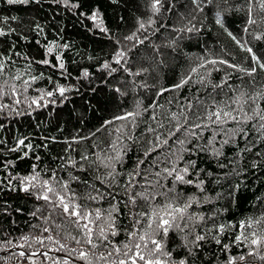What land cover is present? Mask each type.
Returning <instances> with one entry per match:
<instances>
[{"label": "snow or ice", "instance_id": "snow-or-ice-1", "mask_svg": "<svg viewBox=\"0 0 264 264\" xmlns=\"http://www.w3.org/2000/svg\"><path fill=\"white\" fill-rule=\"evenodd\" d=\"M108 2L115 30L86 0H0L31 10L0 15V261L264 264V197L224 218L244 183L232 178L264 172V0ZM64 13L103 34V59L72 54ZM208 14L230 43L185 56Z\"/></svg>", "mask_w": 264, "mask_h": 264}, {"label": "trees", "instance_id": "trees-1", "mask_svg": "<svg viewBox=\"0 0 264 264\" xmlns=\"http://www.w3.org/2000/svg\"><path fill=\"white\" fill-rule=\"evenodd\" d=\"M234 2H238V0H234ZM87 6L89 7H99L103 18L105 19L106 26L112 27L113 30H115V26L117 24V10L116 7L109 4L108 0H86ZM142 3V0H141ZM212 5H209L208 8H211ZM55 11H59V9H54ZM30 9L25 8L24 6L17 5V6H8L6 4H0V15L5 16H17L21 19H26L28 14H30ZM52 11L45 7V9L40 13L41 16V22H44V18L46 16H51ZM207 12V9H206ZM119 14L125 15L129 20L131 19L132 12L124 11ZM204 15V14H201ZM56 20H58L61 24L66 25V32L64 33L67 38L74 42L75 48L73 49L72 54L76 55L78 52L79 55L77 56V59L81 60V63L85 65L93 64L94 61H90L87 59L89 55H95L99 59L104 58L105 52L108 51L107 48V40L103 38V34L99 32H93L89 33L85 31V28L79 24L75 17H73L69 13H64L63 15H58L56 17ZM230 24L232 26V30L239 32L240 29L243 26V14L242 13H233L230 17ZM90 23V22H85ZM205 25V31L201 34H198L196 38H194L191 41H185V44L187 47L184 49V55L187 56L189 53L191 54H197L200 51V48L204 46L205 43L209 47H216L217 49L222 47L224 43H230L228 41V38L226 36L220 37L218 39V33H220V29L218 26L214 24V20L211 14H208L207 18L204 20ZM197 40L199 41L200 47L198 48ZM234 47V45H233ZM73 68H75V65H72ZM99 75V74H97ZM110 94V93H109ZM89 95H91L89 93ZM97 99L103 100L102 96H97ZM82 103L81 98H75L72 103H68L65 105V108L68 111H71L73 108V105L79 106ZM110 106V105H109ZM79 113H76L78 115ZM64 119H68L67 114H65ZM94 123V122H93ZM25 131H28L27 128L24 129ZM132 160H129V163H132ZM30 162L23 161L18 164V169H27V165ZM209 164L212 165V167H215L214 162L205 160L204 163L201 164L202 167L207 168ZM216 171H221L220 169H216ZM260 176V180H257L255 176L251 174H245V176L232 178L233 182L235 179L242 180L243 186L241 187L240 191L237 192L236 195V201L232 204V206L229 209L228 213L224 214L225 219H233V220H239L243 219L245 216L252 214L253 211V201L256 200V197L262 196L264 197V172L258 173ZM222 184L224 187H221V185H213V188L216 190V192L225 193L226 194V188L230 186V182L228 179H225L222 181ZM16 195V194H14ZM22 194L16 195V198L12 201L13 207L19 206L21 208L25 209H31L32 203L27 202L25 199H21L20 197ZM226 203V200H217L214 202L215 207H220L223 204ZM207 207V205L205 206ZM15 219L18 220L19 224L18 227L16 225H13V228H16V231L14 232V235L19 236L20 232L23 231L25 233L31 231V229L28 227V224L26 221L29 219L27 214L24 215L16 214ZM4 226L6 227V221L4 222ZM235 251V250H234ZM0 255H6L4 253H0ZM0 264H3V261H0ZM9 264H16L15 257L12 258V260L9 262Z\"/></svg>", "mask_w": 264, "mask_h": 264}]
</instances>
